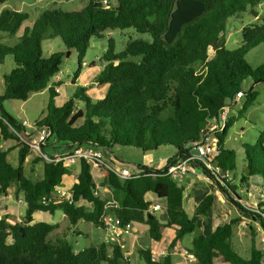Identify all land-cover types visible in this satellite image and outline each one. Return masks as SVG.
<instances>
[{"label":"trees","instance_id":"1","mask_svg":"<svg viewBox=\"0 0 264 264\" xmlns=\"http://www.w3.org/2000/svg\"><path fill=\"white\" fill-rule=\"evenodd\" d=\"M8 1L0 0V5ZM107 1L105 4L104 0H87L86 6L77 11L59 6L46 9L15 46L4 41L17 34L29 14L7 8L0 13V65L8 57L15 63V68L3 77L0 108L5 101H27L45 90H49L52 99L58 97L57 88L63 82L55 80L62 71L64 57H70L72 51L78 54L77 78L91 40H103L107 31L133 29L151 36V41L131 40L118 53L109 44L103 56L106 65L93 82V86L100 88L108 86L103 97L90 95L88 86H80L74 80L70 99L57 105L49 103L46 118L37 124L52 131L47 146H53L55 153L87 147L103 148L111 156L115 147H134L148 153L172 146L178 153L168 160L170 164L190 152L189 146L200 141L206 125L219 119L222 110L235 101L239 92L243 91L246 97L242 114L255 104L259 97L255 87L264 86V64L253 67L247 56L264 43V22L244 27L241 46L236 50L227 49L226 33L233 18L247 13L259 17L258 8L264 0ZM58 39L67 53H45V43ZM248 79L252 80L250 87L244 84ZM1 117L3 139L19 140L10 126L19 131L21 125L5 113ZM228 128L229 124L216 133L219 142L215 163L225 171L234 172L236 154L224 148ZM11 151L0 143V195L16 187V192L24 195L27 208L22 222L0 219V264H128L122 244L102 242L77 252L67 235L55 236L57 224L35 219L38 212L54 215L60 211L74 227L84 221L106 229L104 206L108 198L95 197L96 181L91 164L81 161L72 188L74 204L47 205L44 198L65 183L70 169L64 162L37 158L35 163L43 162L44 171L42 176L32 179L25 170L30 146L24 145L19 150L17 167L8 161ZM245 152L250 173L245 170L241 175L240 186L258 177L264 197V132L258 143L245 147ZM104 161L113 165L106 158ZM103 173L102 186L110 188L113 198L121 205L119 210L112 211L120 224H145L150 238L156 242L163 239L166 229L173 228L176 237L170 247L196 231L199 217L209 214L216 199L214 195L208 196L190 216L184 208L185 187L170 177L153 178L146 172L140 178L121 180L107 168H103ZM226 185L233 196L225 188L223 191L240 207V187L228 182ZM149 193L166 201L165 223L147 213L151 204L147 199ZM82 200L85 203H80ZM253 219L264 230V218L255 215ZM239 222L231 219L218 225L207 238H195L191 253L197 261L192 264H263V252L256 245L252 246L248 259L235 250L234 227ZM138 251L145 264H174L172 256L158 261L149 248Z\"/></svg>","mask_w":264,"mask_h":264},{"label":"rangeland","instance_id":"2","mask_svg":"<svg viewBox=\"0 0 264 264\" xmlns=\"http://www.w3.org/2000/svg\"><path fill=\"white\" fill-rule=\"evenodd\" d=\"M86 4L87 0H50L47 3H38L37 0H10L6 4L0 5V13L4 8H7L9 10L28 13L29 19L24 22L15 36L5 39L4 42H8V44L11 46L17 45L20 42V38L25 34L26 30L28 28L31 29L33 23L46 9L59 6L67 11H77L81 10L84 6H86ZM258 12L259 17H254L253 15L247 13L242 14L239 18H233L229 21L228 31L226 33L227 49L236 50L241 46L242 30L244 27L253 23L264 22V4L258 8ZM134 39H144L147 41L152 40L150 35L139 34L133 29L107 31L103 40L93 38L87 50L86 57L83 59L82 72L77 78L76 72L79 67L78 54L75 51H72L70 57L65 56L62 65L63 76L60 80V82H63V85L60 86L59 96L55 97L54 99L51 98L49 90H45L43 92L33 94L32 97L27 101L9 100L3 102L2 108H0V120L2 119L1 113H5L8 117H12L16 124L19 126L21 125V127H19V131H16L12 126H10V130L18 136L19 140L17 141L4 140L0 129L1 146L4 149H12L8 155V161L13 166L17 167L19 165V150L24 145H29L30 154L28 155L25 163L26 174L32 179H36L37 176L43 175V162L35 163V160L37 158L44 157L40 151L34 150L32 145L36 143L35 124L43 121L46 118L47 107L49 103L53 102L57 105L62 104L64 101L70 99L74 93V88L72 87V82L74 80L80 86L86 87L88 85V93L90 95H94L95 97L107 93L108 86L102 88L98 86H92L96 76L106 65V61L104 60L103 56L108 50L110 43H112L115 51L118 53L122 52L125 49L127 43ZM44 51L47 54L60 52L65 54L67 53V49L60 39H58L56 42L45 43ZM213 55L214 52L211 51V56ZM247 57L253 67L264 64V43L252 50ZM13 68H15V63L12 57H8L5 63L0 65V92L4 90V75L10 73ZM200 68L202 67L200 66ZM244 84L245 86L250 87L252 85V80L248 79L244 82ZM255 89L259 92V97L255 104L250 107V109L245 114L241 113V110L246 102L245 94L240 101H236V103L231 105V110L229 111L227 118V124H229V128L224 143V148L226 150L234 151L236 154V169L234 172H232L233 180L229 181L228 183L231 186L235 185L240 187L238 193L242 196V198H246L243 192L247 189L240 186L241 175L247 169L248 164L245 147L247 145L253 146L258 143L260 141L261 134L264 132V86L258 85L255 87ZM77 105L81 106L80 103H77ZM24 120H27L31 127H22V122ZM219 122L222 123L221 114L219 117ZM25 130L27 132H25ZM214 136H216L215 133ZM50 141L53 142V139ZM45 147L47 148L45 151H43L44 153L48 155L53 154L55 150L53 146ZM99 150L104 154L107 160L112 161V164H121L122 166H125L129 169H134L140 166L147 167L149 165L156 169L157 167L159 168L161 166H165L166 162L178 153L177 149L172 146H162L159 149L148 153H144L142 150L134 147H115L111 151L113 156H110V154L107 153V151L103 148H100ZM69 169L71 173L65 179L63 186L68 189H72L73 184L77 181V177L80 173L81 162L78 161ZM198 171L201 172V168H198ZM100 172H102V170H93V174L98 181L102 179ZM188 177H192L193 179V184L191 186L192 191L190 195H197L199 197L200 205L208 196L214 195L216 197L214 206L212 207L209 214L207 216H200L199 220H205L213 225H216L220 221L218 218H215L216 216L221 217V223L231 219H239L240 222L234 227L233 246L235 250L242 257L248 259L251 256L252 246L256 245L264 255V230L261 224L253 219L257 214L245 213L240 209V207L233 203L223 191V188H225L227 191H229V193H231L227 185L218 183L214 180L208 181L206 179H201L194 174H191ZM254 180L258 184L260 183V178L255 177ZM181 184L182 183L180 181V185ZM184 187L187 189L188 185H184ZM259 187L261 188L260 185ZM260 188L256 193V196L253 198V202L258 203V205L264 209V197L262 189ZM100 190L102 197L108 198L113 196L112 191L108 187H103V189L101 188ZM148 198H150V196ZM7 204H10L13 208H9L10 206L8 207ZM198 207L195 209H198ZM26 208L27 205L24 195L17 193L16 187L9 189L7 194L0 195V219L6 218L10 223L22 222L24 221ZM190 214L192 215L193 213ZM156 216L161 221H166L165 213L158 212L156 213ZM113 217L114 215L112 213L109 218L111 219ZM37 218L40 221L44 220L51 223L61 222L58 224L57 234H55V236L66 237L67 235L68 242L74 246L77 252L89 246H94L104 242L109 232L107 229L96 227L84 221H81L77 227H74L70 224L67 217L66 219H61V212L56 215L43 213V218H40V216L38 217V215ZM138 228L139 233L136 234H138L140 239L137 241L136 247L133 253L130 255L128 264H145V261L140 257L138 250L140 248L150 247L152 244V240L148 232V226L145 224H140L138 225ZM53 238L55 239L56 237L53 236ZM194 238L203 237L196 230V232H194L192 235L185 237L183 242L184 247L187 248V246H189L188 243H191ZM129 239L133 240L134 237L130 236ZM112 250V245L110 244V254L112 253ZM125 251L129 252V249L127 248ZM173 261L174 264H185L182 262L183 258L181 256L174 257Z\"/></svg>","mask_w":264,"mask_h":264},{"label":"built area","instance_id":"3","mask_svg":"<svg viewBox=\"0 0 264 264\" xmlns=\"http://www.w3.org/2000/svg\"><path fill=\"white\" fill-rule=\"evenodd\" d=\"M104 3L107 4L108 1L104 0ZM63 76V71H60L56 76L55 81H60ZM57 92H60V87L57 88ZM244 97V92H239L236 95L235 101H240ZM231 103L225 107L221 112L222 123L219 122V119L211 120L206 127L202 130L201 139L197 143L190 145V152L179 156L174 162L165 166L157 167L156 169L152 168L150 165L147 166V169L136 167L134 169H129L121 164L109 165L104 161V154L100 150L85 148V147H75L71 152L67 153H53L48 155L43 152V148L47 146L48 140L51 136V130L46 125H37L36 127V137L35 144L32 145L33 149L40 151L44 159L48 161L64 162L65 165L70 168L78 161L85 160L87 163L91 164L92 172L93 170H102L107 168L112 171L118 178L121 180H129L140 178L144 173L149 172V176L157 178L159 176L170 177L180 183L184 181L189 175L194 174L195 176L206 179L208 181L214 180L218 183L225 184L226 182L233 180L232 172L225 171L221 166L215 163V157L217 155V149L219 142L218 138L214 136L217 132H220L225 129L227 125L228 113L231 110ZM22 127H31L30 123L27 120L22 122ZM25 132H27L25 130ZM35 132V131H34ZM192 149H197L198 154H193ZM119 163V162H118ZM198 168H201V172L198 171ZM101 184L96 182V188L94 190L95 197L101 196ZM246 198H242L239 201L240 209L245 213H252L260 215L264 218V209L258 205V203L253 202V198L256 196L255 186L252 188L249 186L244 192ZM148 199V198H147ZM150 201L149 209L147 213L156 215L158 212H163V207L161 204L155 202L152 199ZM43 202L47 205L54 204L58 205L61 203L74 204V192L73 189H68L65 186L58 187L51 195L44 198ZM80 203H85L81 201ZM121 208L120 203L112 198H109L104 206V219L106 221L107 229L109 231L108 241L122 244L123 236L127 234H134V225L127 224L122 226L117 216H115L113 222H110L108 214L112 211L119 210ZM180 255L184 257L189 264L195 263L197 258L191 252H188L184 249H181L178 245L170 247L169 249H164L160 252L153 253V258L155 260H161L168 256Z\"/></svg>","mask_w":264,"mask_h":264},{"label":"crops","instance_id":"4","mask_svg":"<svg viewBox=\"0 0 264 264\" xmlns=\"http://www.w3.org/2000/svg\"><path fill=\"white\" fill-rule=\"evenodd\" d=\"M50 0H37V2L38 3H42V2H45V3H47V2H49ZM88 86V85H87ZM93 86V85H92ZM106 94V93H105ZM105 94H102V95H99V96H97L96 98H101V97H103ZM92 96H94V95H92ZM95 97V96H94ZM168 162V161H167ZM166 162V163H167ZM97 172H99V171H97ZM100 174H101V177H102V179L100 180V181H98V180H96V177H95V175H94V177H95V181L97 182V183H100L101 184V187H102V189H103V186H102V182H103V178H104V173H103V171L102 172H100ZM193 182V179H192V177L191 178H187V179H185L184 181H181V183L183 184V186L184 185H188V187H187V189H185V200H184V208L186 209V211H187V213L190 215V216H193L194 215V213L196 212V210L197 209H195L196 207H198L199 205H200V202H199V197L197 196V195H194V196H192V195H190V193H191V191H192V188H191V186H192V183ZM181 184V185H182ZM253 187V186H255V189H256V193L259 191V184L254 180V179H251L250 181H249V183H248V185L247 186H244L245 188H248V187ZM261 189V188H260ZM150 196V198H148ZM113 196H110V197H108V199L109 198H112ZM147 198L148 199H152V200H154L155 202H157V203H159V204H161L162 205V207H163V213H165V215H166V218H167V203H166V201L165 200H163V199H160V198H158L156 195H154L153 193H149V194H147ZM8 205V207L9 208H13L10 204H7ZM15 208V207H14ZM60 213V211H58V212H56V214H59ZM113 212H110L109 214H108V220L110 221V222H113V220H114V218H115V214L113 213V215H114V217L113 218H111V219H113V220H111L109 217H110V215L112 214ZM190 213H193L192 215L190 214ZM39 214H42V215H39ZM50 214V213H49ZM55 214V215H56ZM37 215H38V217L40 216V218L42 217L43 218V213L42 212H38V213H36L35 214V219L36 220H38L39 221V219L37 218ZM61 215H62V218L61 219H66V215L65 214H63L62 212H61ZM215 218H218L219 220V222L216 224V225H213V224H211V223H209V222H207V221H205V220H199L198 219V224H197V231H198V233L200 234V235H202V239H205V238H207L215 229H216V227L218 226V225H220L221 224V221H222V219H220L221 217H218V216H216ZM41 221H44V220H41ZM162 222H164L165 223V221H162ZM49 223H51V222H49ZM61 222H59V223H53V224H60ZM80 223V222H79ZM78 223V224H79ZM223 223V222H222ZM78 224H77V226H78ZM77 226H75V227H77ZM107 229V228H106ZM108 230V229H107ZM196 232V231H195ZM133 233L134 234H127V235H125V236H123V238H122V246H123V248L125 249H129V252L128 251H125V253H126V257H127V259H128V261L130 260V255L133 253V251H134V249H135V247H136V243H137V241H139V236H138V234H136V233H139V228H138V226H135L134 227V230H133ZM108 235H109V232H108ZM192 235V234H191ZM130 236H133L134 237V239L133 240H130L129 238H130ZM176 237V230L175 229H173V228H168V229H166V231H165V233H164V237H163V239L161 240V241H159V242H156V241H154V240H152V244H151V246L150 247H147V248H149L151 251H152V253H157V252H160V251H162V250H164V249H169L170 248V243L174 240V238ZM185 239V238H184ZM184 239L181 241V242H179L177 245L181 248V249H184V250H186V251H188V252H191V248H192V244H193V241H194V239L191 241V243H188V245L189 246H187V248L186 247H184ZM124 241V242H123ZM104 242H108V236L105 238V241ZM101 243H99V244H96V245H94V246H99ZM125 249V250H126ZM176 256H180V255H172V257H173V260H174V257H176ZM182 257V256H181ZM183 258V261L182 262H184L185 264H189L188 263V261L184 258V257H182ZM162 260V259H161ZM179 264H181V263H179Z\"/></svg>","mask_w":264,"mask_h":264},{"label":"water","instance_id":"5","mask_svg":"<svg viewBox=\"0 0 264 264\" xmlns=\"http://www.w3.org/2000/svg\"><path fill=\"white\" fill-rule=\"evenodd\" d=\"M51 134H52V132H51ZM192 153L197 155V154H198V150H197V149H192ZM246 172H247V174L250 173V170H249L248 167H247V169H246Z\"/></svg>","mask_w":264,"mask_h":264}]
</instances>
